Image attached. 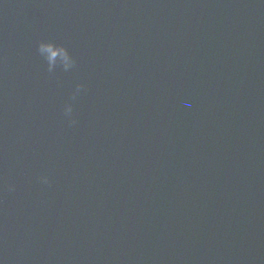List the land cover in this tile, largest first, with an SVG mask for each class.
Segmentation results:
<instances>
[{
  "label": "water",
  "instance_id": "95a60500",
  "mask_svg": "<svg viewBox=\"0 0 264 264\" xmlns=\"http://www.w3.org/2000/svg\"><path fill=\"white\" fill-rule=\"evenodd\" d=\"M0 264H264V0H0Z\"/></svg>",
  "mask_w": 264,
  "mask_h": 264
},
{
  "label": "clouds",
  "instance_id": "9594fccd",
  "mask_svg": "<svg viewBox=\"0 0 264 264\" xmlns=\"http://www.w3.org/2000/svg\"><path fill=\"white\" fill-rule=\"evenodd\" d=\"M52 46L47 45V44H41L40 46V51L41 52H48L51 51ZM64 61H65V66H69L71 63V58L67 55V53H64ZM68 111L70 112L71 109L69 108ZM45 182H47V178H45Z\"/></svg>",
  "mask_w": 264,
  "mask_h": 264
}]
</instances>
